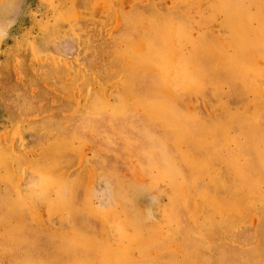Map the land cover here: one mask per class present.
I'll use <instances>...</instances> for the list:
<instances>
[{"label":"rangeland","instance_id":"obj_1","mask_svg":"<svg viewBox=\"0 0 264 264\" xmlns=\"http://www.w3.org/2000/svg\"><path fill=\"white\" fill-rule=\"evenodd\" d=\"M0 264H264V0H0Z\"/></svg>","mask_w":264,"mask_h":264}]
</instances>
